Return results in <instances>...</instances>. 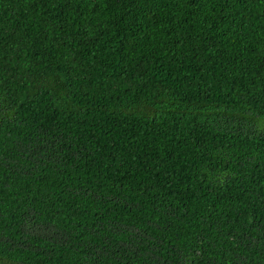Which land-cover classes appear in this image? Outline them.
Here are the masks:
<instances>
[{"label":"trees","instance_id":"obj_1","mask_svg":"<svg viewBox=\"0 0 264 264\" xmlns=\"http://www.w3.org/2000/svg\"><path fill=\"white\" fill-rule=\"evenodd\" d=\"M0 264H264V0H0Z\"/></svg>","mask_w":264,"mask_h":264}]
</instances>
